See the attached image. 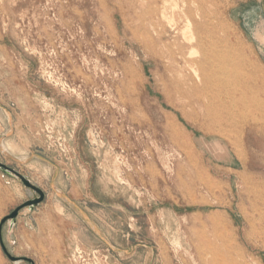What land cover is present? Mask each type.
Returning <instances> with one entry per match:
<instances>
[{
    "label": "rangeland",
    "instance_id": "obj_1",
    "mask_svg": "<svg viewBox=\"0 0 264 264\" xmlns=\"http://www.w3.org/2000/svg\"><path fill=\"white\" fill-rule=\"evenodd\" d=\"M200 6L245 111L174 93L184 24L154 45L143 0H0V163L45 194L3 225L11 256L264 264V0ZM37 196L0 170V224Z\"/></svg>",
    "mask_w": 264,
    "mask_h": 264
},
{
    "label": "bare ground",
    "instance_id": "obj_2",
    "mask_svg": "<svg viewBox=\"0 0 264 264\" xmlns=\"http://www.w3.org/2000/svg\"><path fill=\"white\" fill-rule=\"evenodd\" d=\"M143 1L149 7L146 20L153 33V44L165 43L169 30H180L181 22L184 24L181 39L165 45L167 50L164 59L171 69L169 85L173 87L174 93L195 105L207 102L208 114L213 107H225L227 113L230 109L245 111L242 103L245 95L243 92L237 95L236 75L229 66L230 57L219 52L211 41L208 48L205 44L206 35L197 31L200 27L196 24L197 19L204 18L200 6L203 0ZM201 27L202 31H209L207 23ZM228 121L226 118L225 123Z\"/></svg>",
    "mask_w": 264,
    "mask_h": 264
},
{
    "label": "water",
    "instance_id": "obj_3",
    "mask_svg": "<svg viewBox=\"0 0 264 264\" xmlns=\"http://www.w3.org/2000/svg\"><path fill=\"white\" fill-rule=\"evenodd\" d=\"M0 170L9 176H14V177L18 178L27 188L31 189L36 195H38L36 198L26 202L22 206L15 209L9 216L5 217L1 221V224H0V243L2 245L4 253L7 255V257L14 263H19V262L25 261V262H29L31 264H34L30 259L13 257L8 253V251L5 248L3 241H2V228H3V225L7 222H9L11 224H15L19 213L23 209L28 208L29 210H34L36 207H38L45 200V194L42 190H40L38 187L33 185L31 183V181L29 179H27L25 176H23L19 172L15 171L14 169L4 165L3 163H0Z\"/></svg>",
    "mask_w": 264,
    "mask_h": 264
}]
</instances>
